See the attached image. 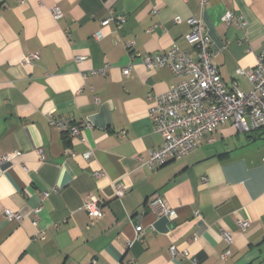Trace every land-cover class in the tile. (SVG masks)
<instances>
[{"label": "crops", "instance_id": "1", "mask_svg": "<svg viewBox=\"0 0 264 264\" xmlns=\"http://www.w3.org/2000/svg\"><path fill=\"white\" fill-rule=\"evenodd\" d=\"M226 12L244 27L222 24ZM108 17L124 22L102 26ZM190 18L204 27L222 81L251 91L235 72L264 52V0H0V156L16 155L0 176V264H264V128L226 123L187 157L144 164L163 142L148 107L178 79L142 58L189 49ZM50 116L91 127L71 141ZM90 195L104 206L93 223L83 209ZM153 196L173 219L151 211ZM5 209L22 220H6ZM136 226L141 239L128 247Z\"/></svg>", "mask_w": 264, "mask_h": 264}, {"label": "built area", "instance_id": "2", "mask_svg": "<svg viewBox=\"0 0 264 264\" xmlns=\"http://www.w3.org/2000/svg\"><path fill=\"white\" fill-rule=\"evenodd\" d=\"M205 2L206 0H201L203 5ZM157 13V10H152L153 15ZM50 14L53 19L58 20L62 12L59 7H52ZM112 21L120 25L124 19L108 17L101 22V25L107 26ZM175 22L179 24L180 20L176 19ZM221 22L226 26L236 25L241 28L245 25L241 18H235L231 12H226L221 17ZM186 23L190 27V31L184 38L189 49L173 48L165 53L142 58L145 68L150 70L169 68L178 79L174 87L161 95L154 96L148 107V117L154 127V132L163 139L161 146L150 151L144 162L150 169L160 168L173 160L187 157L201 145L203 139L218 132L220 127L226 123H231L237 130L243 132L264 128V52L257 56L256 65L253 68L248 71L237 70L235 72L236 75L246 77L252 87L251 91H241L235 86L228 87L220 78L212 62L214 53L211 50L209 39L204 34L201 22L190 18ZM94 38L99 39L100 35L96 33ZM31 59L33 57L26 61ZM75 60L82 62L84 58L77 56ZM108 68L109 66L106 65L103 69L92 71L91 75L103 76ZM131 70V66L125 67L122 69V74L127 77ZM95 101L97 102V99ZM49 125L57 127L64 137L71 141L80 138L82 129L91 127L86 121H81L76 125L64 118L56 120L52 116L49 117ZM37 152L42 159V151L39 149ZM65 153L71 157L76 156L70 150H66ZM80 156L87 161L91 153L85 152ZM15 157V154L0 156V176L2 166L5 163L13 162ZM101 176L100 172L94 173L95 178ZM114 189L118 198L124 195V186L116 184ZM46 196L45 194L44 198ZM148 207L156 216H167L170 219L175 217V212L158 196H153L148 200ZM103 208V203L93 195L88 197L83 206L92 223L102 219ZM39 212V207L32 209V226L34 227H37ZM194 215L195 217L199 216L198 213ZM3 216L6 220L16 222L22 220L19 213L9 209L3 211ZM238 226L241 231H245L249 223L239 222ZM141 234L142 227L136 226L134 239L128 243V247L133 242L140 241ZM223 236L229 241L227 233H224ZM170 251L172 254L176 253L173 247ZM228 255L229 253L226 252L222 258Z\"/></svg>", "mask_w": 264, "mask_h": 264}]
</instances>
